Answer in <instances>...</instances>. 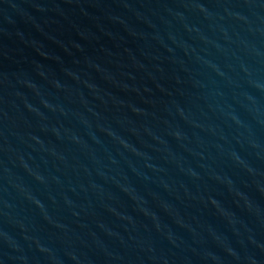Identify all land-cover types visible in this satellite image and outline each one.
<instances>
[{
	"label": "water",
	"instance_id": "obj_1",
	"mask_svg": "<svg viewBox=\"0 0 264 264\" xmlns=\"http://www.w3.org/2000/svg\"><path fill=\"white\" fill-rule=\"evenodd\" d=\"M0 264H264V0H0Z\"/></svg>",
	"mask_w": 264,
	"mask_h": 264
}]
</instances>
